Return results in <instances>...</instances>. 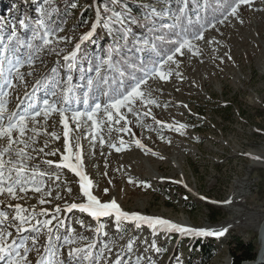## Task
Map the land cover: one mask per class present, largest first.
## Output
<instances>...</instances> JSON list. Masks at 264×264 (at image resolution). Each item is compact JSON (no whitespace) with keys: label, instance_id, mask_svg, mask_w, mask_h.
<instances>
[{"label":"rangeland","instance_id":"rangeland-1","mask_svg":"<svg viewBox=\"0 0 264 264\" xmlns=\"http://www.w3.org/2000/svg\"><path fill=\"white\" fill-rule=\"evenodd\" d=\"M98 1L47 0L50 7L63 4L62 18L51 25L53 20L45 18V12H41L46 7L45 0H0V38L7 43L13 31L19 37L27 36L25 48L9 54L13 60L18 57L25 61L21 68L25 73L24 82L15 79V72H8L7 62L0 76V86L5 79H12L16 85L12 89L5 88L10 93L7 97L9 111L23 112L30 105L43 109V101L48 99L58 108H65L69 117L67 140L58 112L51 113L46 121L41 115L36 118L38 123H29L23 137L31 145L25 149L32 157L27 164L30 169H37L35 179L42 192L51 191L52 195L43 197L48 201L45 204L39 203L41 193L32 191L21 194L17 200L0 195L3 201L0 211L9 216L0 228L13 233L6 239L9 243L15 241L16 246L21 243L29 246L31 264L42 258L45 262L52 259L53 264L56 260H63L64 264H232L231 252L237 241H258L260 248L258 226L264 219V0H253L251 6L241 5L235 17L228 15L234 0H221L216 9L218 16L208 23L203 22L208 19L206 15L197 16L201 11L193 13L188 7L186 12L173 13L161 0H114L116 7L111 12H105V4ZM124 2L140 6L139 17L147 23L151 21V25L139 24ZM73 4L77 6L73 8ZM88 5L94 8L92 15L85 11ZM225 16H228L226 20ZM183 18L190 20L189 31L178 28ZM21 20L24 25L20 24ZM220 20L224 23H219ZM109 22L125 28L138 27L140 34L133 32L125 39L138 49L139 60H146L141 69L136 67L139 71L129 74L130 80L119 78L122 92L130 90L155 64L166 59L179 41L191 39L200 32L204 38L192 40L191 49H183L182 55H175V62L163 65L161 70L168 79L153 76L142 86L146 99H137L121 108L120 114L125 119L116 123L119 117L113 111V121L109 124L102 108L97 114V120L103 121L99 129L86 117L81 118L77 128L71 115L75 110L85 111L84 101L88 95L83 94L79 100L81 95L72 93L73 86L81 84L90 89L93 86L89 85V80L93 83L99 80L103 93L88 104L89 108L97 102L103 106L109 99L104 90L113 82L111 75L114 77L112 69L104 62L113 59L111 48L105 54L93 49L101 45V40L105 43L109 40L114 53H118L122 38L112 32ZM165 22L178 25V34L166 31L163 37L158 26ZM197 24L201 27L193 32L192 27ZM45 28L52 32L49 37L52 43L41 47ZM151 29L153 36L162 35V43L147 34ZM89 32L92 34L88 39L81 41ZM97 33L96 41L93 38ZM155 43L162 44L161 53L155 51ZM28 44L33 47L29 48ZM87 50L97 53L90 71L80 60ZM73 51H76L75 59L64 60V56ZM29 56L34 60L31 66L27 64ZM29 72L32 74L28 75ZM114 90L112 95L117 94L119 88ZM73 95L75 102L71 100ZM147 99L155 103L149 104ZM179 124L186 127L177 131ZM32 128L36 131H31ZM136 140L144 147H138ZM66 144L72 149V162H75L76 151L82 152V170L92 182L90 191L102 202L115 199L121 209L129 213L160 217L193 229L221 231L227 228V233L220 237L182 234L159 226L153 230L139 221L122 220L118 225L114 215L93 218L79 209L67 211L71 203H85L87 198L80 189L79 177L68 168L57 167L67 154ZM77 144L79 149L75 147ZM40 148H44L43 153L39 152ZM49 152L55 155H45ZM46 160L54 162L53 169L44 163ZM39 172L49 175L40 176ZM28 175L31 177V171ZM17 203L27 210L23 215L29 222L22 226L27 231H17L19 221L11 223L16 209L9 205ZM27 205L37 207L33 210ZM57 206L61 209L59 213L55 211ZM210 207L219 213L215 221L210 219ZM42 210L47 214H41ZM53 216L56 218L52 219ZM48 219H52L48 226L50 233L42 225ZM37 220L41 224H36ZM33 225L40 231H33ZM33 237L38 239L34 246ZM65 237L75 242L69 245ZM49 239L53 252L58 250V255L50 256L45 250ZM73 247L90 252L89 258L85 260L82 252L70 259L68 252ZM0 264L7 262L0 261Z\"/></svg>","mask_w":264,"mask_h":264},{"label":"snow or ice","instance_id":"snow-or-ice-1","mask_svg":"<svg viewBox=\"0 0 264 264\" xmlns=\"http://www.w3.org/2000/svg\"><path fill=\"white\" fill-rule=\"evenodd\" d=\"M47 3V0H45ZM253 3V0H234L233 6H231V9L228 13V15H231L233 17L236 16L238 9L241 7V5H248L251 6ZM77 5L73 4L72 7L75 8ZM42 14H44V10H41ZM180 12H183V9H180ZM228 16L224 17V20H226ZM224 20L218 21L219 23H224ZM243 23V21H240ZM41 25H43V20L40 21ZM21 25H24V21H20ZM214 27V25H213ZM95 28V25H93V29ZM60 31H63V29H60ZM92 33L89 32L86 35L81 37V41L88 39V37ZM52 32L49 31L47 28H45L44 35L41 37L43 40V47L44 45H50L52 43V40L49 38L51 37ZM204 38L203 32H200L196 35H194L191 39H184L182 41L178 42V46L174 48V51L167 55L166 59L159 62V64H155L153 68L146 72L144 77L138 79L135 84L131 87L130 90H127L122 93H117L115 95L109 96L108 102L105 103L103 106L100 103H95L94 106L88 107L87 99H85V111H79L75 110L72 112L71 119L73 121L77 122V128H79V121L82 117H86L87 120L92 122V126L96 129L100 128L101 123L103 121L97 120V114L101 111L103 108L104 114L107 116V120L109 124L113 121V111L115 114L119 117L115 122L119 123L120 120L125 119L124 116L120 114V109L123 107H127L131 104H133L137 99L144 100L146 99L144 91H142V86L146 85L148 83V80L151 79L153 76H158L161 80L168 79V76L165 74L164 71L161 69L163 68L164 64H167L168 62H175L174 57L176 54H183L182 50L185 48L191 49L193 47L192 40H202ZM8 43L4 42L3 38H0V56L3 58L0 59V76H3L4 69H5V62H7L10 67L8 68V72L12 73L15 72V79L24 82V76L25 73L21 72V68L25 66V61L19 59L16 57L14 60L10 58L9 54H14L18 49L12 47V42L15 40L18 43L19 38L17 37V33L13 31L10 36H8ZM59 39H64L63 37H60ZM29 48H32V44H28ZM76 49L78 50L80 48V44H76ZM40 50L39 48L37 51ZM59 55V53H57ZM76 57V51H73L70 55L64 56V60H74ZM108 65L109 68H112L113 65L111 63V59L109 58L104 62ZM27 64L29 66L34 64V60L31 56L27 59ZM71 67V64L68 65ZM28 75H31L32 73H27ZM97 76H100V72L97 71ZM69 81L72 79L71 76L68 77ZM93 84L92 80H89V85L91 86ZM16 87V85L13 83L12 79H5L4 85L0 86V195H7L11 197L12 200H17L21 198V194H27L29 191H32L34 193H41V199L39 201L40 204H45L48 201L45 200L44 196H51V191L42 192L41 186H39L36 182V175H37V169L36 168H29L27 161L32 159V157L29 155L28 152L25 151V149L31 147L29 141H26L23 139L25 136V133L27 130H29V123L32 124L38 123L37 117H40L43 115L45 121L53 112H58L60 116V123L63 125L64 128V136L67 140L68 137V130H69V117L65 114L66 109L65 108H58L55 102L50 103L48 99H44L43 101V109L37 108L35 106H29L28 109L24 110L23 112H14L9 111L7 105L8 100L7 97L9 96V91L5 90L12 89ZM70 91V89L68 90ZM27 95V93H26ZM53 96L56 95L55 92L52 93ZM104 95H108V93H104ZM147 103H155L154 100L147 99ZM186 107V105H185ZM129 111H131V108H129ZM6 121V123H5ZM186 125L179 124L177 131H180L181 129H184ZM123 131L124 129H120ZM31 131L35 132L36 129L32 128ZM53 138L58 139L55 133H51ZM95 139V137H93ZM29 140H32L34 143L33 138H29ZM100 143L103 144L104 140L101 138ZM136 145L140 148H143L144 145L141 144L139 140L135 141ZM13 145H23V147H16L14 148ZM121 145H123V141H121ZM111 147L116 148L117 151H120L121 148L116 147V145H110ZM45 147H47V144H45ZM77 149L80 148L79 144L75 145ZM67 148V154L63 156V163L58 164L57 167H63L70 169L73 173H75L76 176L80 179V189L83 193V196L87 198L86 203H71L67 207V211L71 212L73 209H79L82 212H87L91 217L98 218L102 216H113L114 219L119 225V223L123 221H139L147 224L150 228L155 230L158 226L162 229L167 230H175L182 234H190V235H198V236H223L225 233H227L228 229L224 228L221 231H212L208 229H193L188 227H183L181 225L175 224L172 221H169L164 218L160 217H150L145 216L137 212H126L121 209L120 205L116 202L115 199H112L108 202H102L99 200L95 195L92 194L90 191L92 187V182L88 178V176L84 173L82 170L83 165V157L82 152L80 150L76 151L75 153V162H72L73 159V153L71 147ZM35 151V149H33ZM39 152L43 153L44 148H40ZM153 155H156V153H152ZM45 155H55L54 152L45 153ZM7 157V159H5ZM162 158V157H161ZM256 159H259V157H255ZM44 163L48 165H53L52 160H46ZM31 171L32 175L29 177L28 173ZM54 174V173H53ZM40 176L49 175V173L46 172H39ZM56 179H59V176L56 177ZM131 182V181H130ZM29 185H32L31 188H29ZM146 187H150L147 183H145ZM187 187V185H185ZM68 191L70 192L71 189L69 188ZM105 193H107V189H105ZM202 199H206L205 197H201ZM59 199V197H57ZM231 201H225V203H230ZM3 201H0V204H2ZM10 207H14L16 209V215L11 218V223H15L16 221H19L20 224L17 225V231H27V229L23 228V224L29 222V218L23 213H25L27 210L24 209L19 203L15 205H9ZM55 211L59 213L61 211L60 207L57 206ZM41 214L46 215L47 213L42 210ZM33 218H35V212L32 213ZM56 217L53 216L52 219H55ZM52 219H48L42 222V225L44 228H48L49 233L51 232V228L48 226L52 224ZM9 220V216L4 213L3 211H0V224H3L5 221ZM36 224H41V221L37 220ZM33 231L39 232L40 229L36 227V225H33ZM13 235L12 232L7 231V228H0V261H5L7 264H31V261L29 260V252L30 248L29 246L25 245L24 243H21L19 246H16L15 241H12L11 243L8 242L7 238H10ZM60 238L57 237V240ZM65 242L69 245L73 244L75 241L69 237H65ZM38 243L37 237L32 238V245H36ZM92 246L89 245V248ZM107 248V245H105ZM153 247L155 245L153 244ZM129 248H131V245H129ZM22 249V251H21ZM47 252H49L50 256L52 255H58V250L56 252H53L52 246H51V240L49 239V245L45 249ZM37 252L39 254V250L37 249ZM82 252L85 253L84 259L87 260L90 256V252H88L85 249L79 248V247H73L69 249L68 255L71 259L74 256H79ZM6 253V255H4ZM36 264H53L52 259H48L46 262L42 258L41 260H38ZM55 264H64L63 260H56ZM138 264V262H137Z\"/></svg>","mask_w":264,"mask_h":264},{"label":"trees","instance_id":"trees-1","mask_svg":"<svg viewBox=\"0 0 264 264\" xmlns=\"http://www.w3.org/2000/svg\"><path fill=\"white\" fill-rule=\"evenodd\" d=\"M163 2H165L169 7H171V12L173 13H178L180 11V9H183V12H186L187 8L190 7V9L193 10L194 12H200V15H197L198 17H202L203 15H206V17L208 19H204L203 22L208 23L209 20H211L212 18H215L216 16H218V12H217V7L220 5V3L222 2L221 0H161ZM98 2H101L103 4H105L106 9L104 10L105 12H111L114 10V8L116 7L114 0H99ZM50 3H46V7H44V12H45V18H49L52 19L53 22H51L50 24L52 25L54 22V20H59L60 18H62L63 16V4H54L50 7L49 5ZM124 6L129 8L133 14L134 19L139 23L142 24L143 26L147 25H151V21L147 23V21H143L141 20V18L139 16H141V7L138 6L137 4L134 3H129V2H124ZM49 5V7H48ZM62 5V6H61ZM48 7V8H47ZM65 7V6H64ZM94 8L91 7L90 5H88L85 8V11H87L90 15H92ZM180 16V13H179ZM223 16V15H222ZM221 16V17H222ZM188 18V17H187ZM188 21H190L188 19ZM186 21L184 18L181 19V23L179 25L178 28L183 29V30H187L189 31L190 29V22ZM136 22V23H137ZM109 26L110 29L112 30V32L115 35H118L122 38V41L119 42L120 44V49H118V53L115 52L114 53V49H113V43H111L109 40L107 43H105V40H101L100 41V46L96 49L95 47L93 48L94 50H99V54L103 53L105 54V52L108 50V48H111V53L113 55V59L111 60V63L113 65L112 72H113V77L111 75V80L113 81L110 86L108 87V89L104 90V93H108L107 98H109V96H112V93L115 91L114 88L118 87V93L122 92V88L121 85H119L118 80L119 78L121 80L124 81V79L130 80V75L132 72L134 71H139L142 66L143 63L146 62V60H139V51L138 49H136V47L131 44L128 41H126L125 37L126 35L128 36L130 33H135L136 35L140 34L138 31V27L137 26H131L128 28H125L124 25H120L116 22H109ZM178 26V25H177ZM177 26H173L168 24L167 22L160 24L158 27H160V30L163 31L164 36H166V31H172V34H178L177 30L178 28H176ZM197 27H201V25L197 24L195 26L192 27V31L194 32V30ZM151 38H153L154 41H160L161 42V38L162 35H160V33L158 34H154L153 36V29H151L150 31H148ZM152 34V35H151ZM17 37L19 38V43L17 41H13L12 42V47L17 48V49H24L25 45H27V42L24 40L25 37L27 36H20L17 35ZM98 40V33L96 34V36L93 38V40ZM143 38H141L142 40ZM151 42V41H150ZM162 43V42H161ZM125 44V46H124ZM155 48V51L161 53L162 52V44H157L155 43V45H153ZM102 47V48H101ZM96 52H89V50H87L85 53L82 54L80 60L84 63V65L86 66V70H92V63H93V58L96 56ZM104 60V59H103ZM136 67H140V69H136ZM110 69V68H109ZM126 72V73H125ZM120 74V76H118ZM130 74V75H129ZM129 75V76H128ZM93 87H90V89H87V87L83 88L81 86V84H78L76 86H73L72 89V93H74L76 96L81 95V97H78L79 100L80 98H82L83 94H87V100H88V104H91L94 99L96 98V96L100 93V85H99V80L96 79L94 81V83L92 84ZM113 89V90H112ZM72 102H75V96L73 95V97L71 98ZM219 217V213H217V211H215L212 207H210V219L212 221H215L217 218ZM259 252V246H258V241H251V242H247L244 243L242 241H237L236 242V246L234 248V250H232L231 252V257H232V264H243L246 261L249 260H254L257 257V253ZM211 253H208L207 255L210 256Z\"/></svg>","mask_w":264,"mask_h":264},{"label":"bare ground","instance_id":"bare-ground-1","mask_svg":"<svg viewBox=\"0 0 264 264\" xmlns=\"http://www.w3.org/2000/svg\"><path fill=\"white\" fill-rule=\"evenodd\" d=\"M48 167H50L51 169H53L54 165H47ZM63 168V167H62ZM66 169V168H65ZM70 172V171H69ZM63 182V181H62ZM83 202H87V201H83ZM34 204V203H33ZM35 205V204H34ZM30 209L35 210L36 207H34L33 205H27ZM258 230H259V238H260V248H259V252H263L264 255V219L260 222V225L258 226ZM258 254V253H257ZM249 262H244L243 264H248ZM264 264V259H263V263Z\"/></svg>","mask_w":264,"mask_h":264},{"label":"water","instance_id":"water-1","mask_svg":"<svg viewBox=\"0 0 264 264\" xmlns=\"http://www.w3.org/2000/svg\"><path fill=\"white\" fill-rule=\"evenodd\" d=\"M264 259L263 252H258L257 257L254 260H249L248 264H260Z\"/></svg>","mask_w":264,"mask_h":264}]
</instances>
